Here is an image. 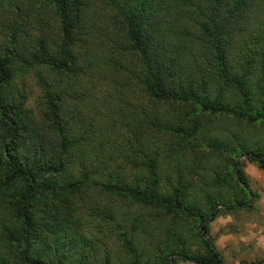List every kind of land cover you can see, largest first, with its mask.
Masks as SVG:
<instances>
[{
    "label": "trees",
    "instance_id": "trees-1",
    "mask_svg": "<svg viewBox=\"0 0 264 264\" xmlns=\"http://www.w3.org/2000/svg\"><path fill=\"white\" fill-rule=\"evenodd\" d=\"M245 163L264 0H0V264H114L107 224L122 264H222L209 223L254 210Z\"/></svg>",
    "mask_w": 264,
    "mask_h": 264
},
{
    "label": "crops",
    "instance_id": "crops-1",
    "mask_svg": "<svg viewBox=\"0 0 264 264\" xmlns=\"http://www.w3.org/2000/svg\"><path fill=\"white\" fill-rule=\"evenodd\" d=\"M243 171L248 177L251 190L255 191L256 188H259L260 191L263 192L259 195L256 205L260 210L264 211V170L257 169L253 164L245 163ZM230 223L229 216H222L214 219L209 224V235H212L217 228L225 227ZM249 244H251V247L255 246V249H257L258 246L261 247L260 252L264 253L263 226L249 224L248 228L241 233L235 232V230L228 231V229H225V232L219 234L214 239V247L222 258V264H264V259H260L256 262L246 259L244 247Z\"/></svg>",
    "mask_w": 264,
    "mask_h": 264
},
{
    "label": "rangeland",
    "instance_id": "rangeland-1",
    "mask_svg": "<svg viewBox=\"0 0 264 264\" xmlns=\"http://www.w3.org/2000/svg\"><path fill=\"white\" fill-rule=\"evenodd\" d=\"M24 91H25V94L27 97L26 106L29 108H32L34 99L38 95V90L34 86L33 80L31 77H28L24 80ZM238 159H240V158H238ZM249 186H250V184H249ZM255 192L258 195H261L263 193L260 191L259 188H256ZM81 214L83 215V218L85 219L86 216L90 214V212L85 210ZM225 216H227V215H225ZM219 217H222V216H219ZM229 217H230V221H231V223L229 225H226L225 227L217 228V230L212 235H210L213 238V240L219 234L225 232V229H228V231L235 230V232L241 233V232L245 231L246 228H248L249 224H256V225H261L264 227V211L260 210L257 207L256 203H255V208L252 212L238 213L234 216H229ZM82 223H83V220H82ZM110 226H109V224L103 226L102 232L97 234V235H94V237H95L94 248L98 251L97 252L98 256H101L104 253H108L110 256V260H112V262L114 264H122L121 262H122L124 257H123L122 252L119 251V248L117 245V243H119V242L116 240V237L114 236V234H112L110 232L113 228L112 227L113 225L111 224ZM82 232H83V225H82ZM91 232H93V231H91ZM86 234H87V236L90 235V234H88V232H86ZM213 244H214V241H213ZM249 245H250V247H249ZM249 245L244 247L247 250L246 251L244 249V251L246 252V259L247 260L256 262L260 259H264V253L260 252L261 247L258 246V248L255 249V246L251 247V244H249ZM252 246H253V244H252ZM177 264H192V263L178 262Z\"/></svg>",
    "mask_w": 264,
    "mask_h": 264
}]
</instances>
